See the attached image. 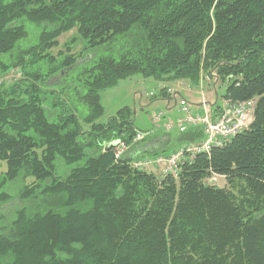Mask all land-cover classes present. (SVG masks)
<instances>
[{
    "label": "trees",
    "instance_id": "16d2710c",
    "mask_svg": "<svg viewBox=\"0 0 264 264\" xmlns=\"http://www.w3.org/2000/svg\"><path fill=\"white\" fill-rule=\"evenodd\" d=\"M74 30L84 52L56 58ZM12 70L21 78L0 84V264H264V0H0V77ZM212 74L224 101L258 100L246 131L177 178L136 168L131 151L115 159L113 143L131 149L139 130L128 107L99 122L103 91Z\"/></svg>",
    "mask_w": 264,
    "mask_h": 264
},
{
    "label": "rangeland",
    "instance_id": "374dc122",
    "mask_svg": "<svg viewBox=\"0 0 264 264\" xmlns=\"http://www.w3.org/2000/svg\"><path fill=\"white\" fill-rule=\"evenodd\" d=\"M59 42L60 46L52 51V54L56 58H59L61 53L70 54L67 51L68 48H71L70 50L72 51V54H75L77 57H79L84 52L85 42L82 40L76 30L64 34L60 38ZM91 57L92 55H90L88 61H90ZM79 62L83 63V60H80ZM20 78L19 71L12 70L5 76L0 77V84H11ZM57 80H52L50 83H56ZM182 83H184V81L163 84L153 79L145 80L140 75H136L130 79L121 81L116 87L107 89L101 93V101L105 108V114L99 120V122L102 124L108 123L109 120L114 118L121 109L128 107L134 114L135 128L139 130V132L151 134L158 131L164 135V141H167L168 137H166L164 134L167 122L172 121L175 123L177 120L185 118L186 114L178 107H174L172 110L167 108V104L162 97V89L164 87H173L179 90L181 96L190 103L197 101L198 98L200 99L201 88L199 86L195 87L189 82H186L185 84ZM211 83L214 84L213 81ZM204 87L208 100L210 102H214V100L216 101L217 99L218 106H223V96L225 95L226 87H218L217 95L214 93L215 90L212 89V84H209L208 87L205 85ZM192 89L193 91H191ZM151 94H154V96H151ZM154 113L164 114V119H162V121L157 125L152 120V115ZM178 136V130L173 131V142L171 145L160 144V141L162 140L160 139L154 140V144H151L149 147L148 144L150 141H144V143L139 144V148L141 151H152L153 146L156 149L154 150L153 154L155 153L154 155L156 156L158 155V151L161 150L159 148H163L164 150V152H161V154L171 153L175 146L181 145L178 143ZM132 153L134 154V152ZM5 171L6 165L4 163H0V172ZM148 172L152 173L151 169H149ZM207 183L219 188H225L228 186L227 179L223 177H213L212 179L208 180ZM16 206H19L18 201H15L14 203L7 206L5 213L15 209Z\"/></svg>",
    "mask_w": 264,
    "mask_h": 264
},
{
    "label": "built area",
    "instance_id": "2783aa9c",
    "mask_svg": "<svg viewBox=\"0 0 264 264\" xmlns=\"http://www.w3.org/2000/svg\"><path fill=\"white\" fill-rule=\"evenodd\" d=\"M212 81L214 84L211 83ZM217 81L216 74H212L211 77H201L199 87L201 88L200 104L202 111L200 113H192L190 103L181 96L179 90L173 87L163 88L168 98V108L173 104L186 114L185 118L179 119L175 123L172 121L167 122L165 130L168 133L175 130H178L179 133H185L191 128L202 127L205 137L197 143L184 144L176 152L169 155H160L150 159L136 161L134 163L136 168L144 171L151 169L153 170L152 173L160 179L167 176L177 178L180 175L182 166L187 160H193L199 154H210L214 148L227 145L236 136L242 134L250 127L254 120L257 99L237 104L224 101L220 116L214 118L212 109L214 102L208 100L204 86L205 84H212V89L216 93ZM151 96H154V94H151ZM162 119H164L163 113H154L152 115V120L156 125ZM149 135V133L139 132L134 143H140L146 140ZM113 146L116 160L121 159L130 150V146L121 140L115 141Z\"/></svg>",
    "mask_w": 264,
    "mask_h": 264
},
{
    "label": "crops",
    "instance_id": "0c3cea01",
    "mask_svg": "<svg viewBox=\"0 0 264 264\" xmlns=\"http://www.w3.org/2000/svg\"><path fill=\"white\" fill-rule=\"evenodd\" d=\"M186 82L182 83V84H185ZM181 84V83H179ZM207 85L208 87V84H205ZM165 88V87H164ZM193 91V89L191 90ZM164 101L166 102L167 104V108H168V98L167 97H163ZM215 101V100H214ZM190 103V102H189ZM190 106H191V111L192 113H200L202 111V106L200 104V99L198 98L197 101L193 102V103H190ZM175 106L173 104L170 105V108H168L169 110H172ZM176 131V130H175ZM165 136L168 137V140L167 141H164L163 137L164 135L161 134V132H153L150 134V136L147 138L146 141H150V143L148 144V147L151 146V144L153 145L154 144V140H160V144H167V145H171L172 144V134L173 132L171 133H168L166 130L164 132ZM171 137V138H170ZM170 138V139H169ZM164 141V142H163ZM144 143V142H143ZM141 144V143H140ZM182 145H177L175 146V148L171 151V153L173 152H176ZM161 149L160 151H158V155L157 156H160V155H169L171 153H164V154H161V152H164L163 148H159ZM154 150H156L153 146H152V151H141V149L139 148V143H137V145L135 147H132L130 150H129V154H130V151L131 152H134V154L132 153L131 155H133V157L135 158V160L137 161H140V160H145V159H150V158H153L155 157L156 155L153 154ZM153 172V170H151Z\"/></svg>",
    "mask_w": 264,
    "mask_h": 264
}]
</instances>
